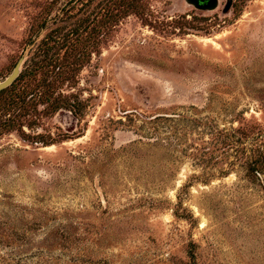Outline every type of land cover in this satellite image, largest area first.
Wrapping results in <instances>:
<instances>
[{"label":"rangeland","instance_id":"1","mask_svg":"<svg viewBox=\"0 0 264 264\" xmlns=\"http://www.w3.org/2000/svg\"><path fill=\"white\" fill-rule=\"evenodd\" d=\"M132 1L0 0V264H264V0Z\"/></svg>","mask_w":264,"mask_h":264},{"label":"trees","instance_id":"2","mask_svg":"<svg viewBox=\"0 0 264 264\" xmlns=\"http://www.w3.org/2000/svg\"><path fill=\"white\" fill-rule=\"evenodd\" d=\"M137 1L139 2V0H135L132 1L129 5L133 9H136L135 2ZM139 3H141V1ZM142 4H140L139 6L137 5V10ZM121 14H123V12ZM107 31L108 28L106 25L97 26L96 24H91V54L98 52V46L100 42H102V39L106 35ZM57 63L58 60L57 58H55L54 67H56ZM39 67L41 68L42 66L39 64ZM16 85H21L22 87L16 90L14 89ZM44 87L45 86L43 85L39 87H34L33 89L29 88V84L27 82L25 83V74L20 72L17 78L12 82L10 86L0 91V116L4 114H9L10 112L14 113V111H18V109L20 110L22 107L19 106V103L24 100L25 96L29 97V101L36 98L40 99V101H44L45 103L52 104L54 108L59 107V103H57V99L55 98L56 96L54 95V90H50L48 87ZM3 125L4 129L7 131L11 129H21L22 126L19 121L15 118L9 119L8 121L4 122ZM40 141L44 145H49L52 143L49 140ZM248 170V174L253 176L257 173L264 172V151H258L256 158L254 159V163L248 165Z\"/></svg>","mask_w":264,"mask_h":264},{"label":"water","instance_id":"3","mask_svg":"<svg viewBox=\"0 0 264 264\" xmlns=\"http://www.w3.org/2000/svg\"><path fill=\"white\" fill-rule=\"evenodd\" d=\"M190 1V0H188ZM209 8H214L216 5V0H210L208 3ZM21 61L22 59H19L15 66L13 67L12 71L10 74H8L3 80L0 81V91L3 90L4 88L10 86L12 82L17 78V76L20 73V66H21Z\"/></svg>","mask_w":264,"mask_h":264},{"label":"flooded vegetation","instance_id":"4","mask_svg":"<svg viewBox=\"0 0 264 264\" xmlns=\"http://www.w3.org/2000/svg\"><path fill=\"white\" fill-rule=\"evenodd\" d=\"M209 1L210 0H190L189 3L193 4V6L195 8L209 10V9H212V8L208 7ZM217 2H218V0H216V5H217ZM216 5H215V7H216Z\"/></svg>","mask_w":264,"mask_h":264}]
</instances>
